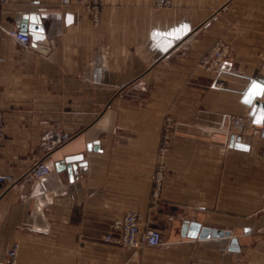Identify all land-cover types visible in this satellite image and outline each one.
Here are the masks:
<instances>
[{"label":"crops","instance_id":"crops-1","mask_svg":"<svg viewBox=\"0 0 264 264\" xmlns=\"http://www.w3.org/2000/svg\"><path fill=\"white\" fill-rule=\"evenodd\" d=\"M101 1L97 21L79 0L1 4L0 172L15 181L0 182V263L17 243V264H264V127L241 100L264 76V0ZM217 41L230 56L216 75L199 60ZM166 116L175 128L153 205ZM233 133L250 149L231 146ZM40 160L52 171L34 178ZM130 211L160 245L105 240ZM190 221L230 235L184 236Z\"/></svg>","mask_w":264,"mask_h":264},{"label":"built area","instance_id":"built-area-1","mask_svg":"<svg viewBox=\"0 0 264 264\" xmlns=\"http://www.w3.org/2000/svg\"><path fill=\"white\" fill-rule=\"evenodd\" d=\"M6 0H0V7ZM69 2L70 0H63ZM85 3L93 12L94 20H98L99 11L101 9V2L99 0H79ZM157 6L170 5V0H156ZM11 35L17 39L23 45H30L32 37L29 33H25L19 28H15L11 31ZM230 56L229 45L223 41H217L211 51L203 55L201 63L203 67L209 70H215L218 73L221 71L223 65ZM219 87L223 84L218 82ZM167 123L163 126L164 135L163 140L159 148V158L156 165L155 173L153 175V192L152 203L157 205L160 201L163 183L166 176L167 168L164 162V157L171 147V137L173 130V120L167 119ZM247 119L244 117H234V127L237 129L240 123H246ZM4 137V125H3V111L0 108V147ZM52 171V167L44 160L36 162L29 170V174L34 178H42ZM15 179L5 173L0 172V182L13 183ZM112 229L119 231V235L109 233L106 235L105 240L109 242L117 243L124 247H142L158 246L161 244L163 235L162 232L144 222V215L138 211H130L126 213L121 219L113 222ZM19 245L14 243L7 250V258L0 264H17Z\"/></svg>","mask_w":264,"mask_h":264},{"label":"water","instance_id":"water-1","mask_svg":"<svg viewBox=\"0 0 264 264\" xmlns=\"http://www.w3.org/2000/svg\"><path fill=\"white\" fill-rule=\"evenodd\" d=\"M31 22L32 23L29 25V28L33 30L34 41L40 42L41 39H43L42 32H44V27L40 24V20L37 15L31 16ZM22 29L26 30V26L23 25ZM253 85H257L264 88V76H259L251 79L248 87L243 92V96L241 100L242 102H244L245 104L251 107L250 115L252 116L253 124L264 127V123L257 122L260 119L261 115H264V99H263L264 96H259V95L250 96L249 94L252 92ZM249 99L251 100V102L250 103L246 102ZM262 134L264 136V129ZM230 145L241 150L250 149V145L244 142L240 135H237L235 133L231 135ZM77 159H81V157H78ZM72 160L75 159H70L68 161H72ZM75 167L76 166H69V169H73ZM181 233L184 236H188L192 238L223 237L230 235V231L228 230L225 231L223 229H216V228L203 226L200 222L197 221L184 222L181 228ZM231 244H232L231 247L232 249L237 248L234 247V245L237 244V238H232Z\"/></svg>","mask_w":264,"mask_h":264},{"label":"rangeland","instance_id":"rangeland-1","mask_svg":"<svg viewBox=\"0 0 264 264\" xmlns=\"http://www.w3.org/2000/svg\"><path fill=\"white\" fill-rule=\"evenodd\" d=\"M100 2H101V6H102V1L101 0H99ZM155 4H156V0H155ZM171 4H172V1L170 0V5H166V6H157L156 5V7H168V6H171ZM92 11V10H91ZM92 14H93V12H92ZM93 16H94V14H93ZM212 47H213V45L203 54V55H205V54H207V53H209L210 51H211V49H212ZM203 55H202V57H203ZM202 57L200 58V60H199V65L201 66V67H203V65H202V63H201V60H202ZM205 70H207V71H211V72H214V73H216V75L218 74V72L217 71H215V70H209V69H207V68H205V67H203ZM168 118H171L172 120H173V130H174V128H175V120L172 118V117H170V116H166L165 117V119H164V121H163V126H165V124L167 123V119ZM233 126H234V119H233ZM173 130H172V134H173ZM237 134V133H236ZM163 135H164V129L162 130V136H161V141H160V145H161V143H162V140H163ZM171 141H172V137H171ZM160 148V147H159ZM158 158H159V152H158ZM157 162H158V160H157Z\"/></svg>","mask_w":264,"mask_h":264},{"label":"snow or ice","instance_id":"snow-or-ice-1","mask_svg":"<svg viewBox=\"0 0 264 264\" xmlns=\"http://www.w3.org/2000/svg\"><path fill=\"white\" fill-rule=\"evenodd\" d=\"M250 96L252 95H259V96H264V88L257 86V85H253V89L252 92L249 94ZM246 102H251V100L249 99ZM258 123H264V115H261L260 119L257 121Z\"/></svg>","mask_w":264,"mask_h":264}]
</instances>
